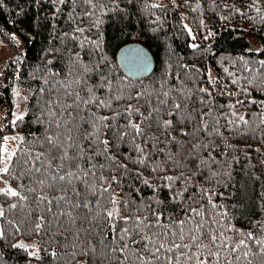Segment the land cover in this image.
Returning <instances> with one entry per match:
<instances>
[{"label": "snow or ice", "instance_id": "6c2138e0", "mask_svg": "<svg viewBox=\"0 0 264 264\" xmlns=\"http://www.w3.org/2000/svg\"><path fill=\"white\" fill-rule=\"evenodd\" d=\"M64 2L59 0L60 4ZM76 2L72 0L73 5ZM81 2L89 9L84 16L94 17L97 10L104 14L105 6L97 0ZM255 10L260 12L258 7ZM71 19L75 23V18ZM101 22L97 18L93 27ZM85 31L75 27L72 34H63L76 40L81 50L85 44L89 45L91 64L83 63L80 52L75 53L70 67L78 66L80 72L74 80L58 81L62 97L58 95L45 102L46 130L54 132L42 139L34 138L33 147L42 150L20 145L9 150L10 139L23 142V138H2L0 174L10 172L15 157L20 176H27L35 185L26 188L33 194L31 201L10 186L0 189V193L18 198L9 211L19 209L26 219L35 213L32 230L37 233L46 230L51 243L60 236L64 241L61 246L72 249L64 254L68 258L65 264L74 261L79 264L77 256L89 254L92 264H253L250 256L264 264V219L251 222L249 230L237 229L228 210L214 201L215 189L205 187L213 182L227 187L222 177H230L231 162L239 159L236 156L228 159L229 151L238 148L228 143L229 137L221 129L237 136L259 135L264 140V128L260 127L264 125V101L249 100V104L261 107L260 112L251 113L250 122L246 114L235 110V104L227 105L229 112L223 115L214 111L211 93L206 88L196 91L206 93L208 100L203 95L193 99V89L184 84L179 73L177 84L171 87L166 86L168 73L159 88L134 84L127 77L113 82L100 71V64L106 59L103 41L99 37L81 40L75 35ZM97 54L99 61L95 59ZM121 58L134 73L148 71L146 54L139 49L125 48ZM239 59L243 69L239 76L228 73L235 77L231 83L246 96L251 95L249 86L264 91V60ZM180 67L188 75V66ZM92 74L99 77L97 84L88 83ZM72 75L70 71L69 76ZM61 88L53 85L49 91L60 93ZM101 89L106 93L104 98L97 95ZM114 101L119 105L116 108ZM102 108L110 109L112 115H98ZM13 116V125L22 119L15 113ZM134 116L139 119H133ZM122 117L125 123L118 122ZM221 119L226 123L222 125ZM214 137L221 143L217 144ZM122 146L126 151L121 150ZM259 163L264 165V159ZM134 181L151 189L152 195L146 199ZM161 190L168 192L167 203L159 198ZM0 217H5L2 206ZM16 230L19 231V226ZM4 235V227L0 225V238ZM253 245L256 251L252 250ZM12 247L27 250L30 246L20 242ZM38 252L36 249L29 255L38 258ZM50 255L60 258L56 251Z\"/></svg>", "mask_w": 264, "mask_h": 264}, {"label": "trees", "instance_id": "16d2710c", "mask_svg": "<svg viewBox=\"0 0 264 264\" xmlns=\"http://www.w3.org/2000/svg\"><path fill=\"white\" fill-rule=\"evenodd\" d=\"M97 2L105 6L104 14L97 10L96 16L90 18L83 15L89 9L81 0H77L75 5L72 0H65L63 4H60L59 0H0L2 36L13 43L12 33L18 32L25 42L24 51L9 57L0 72V106L5 112V122L0 127V144L6 133L17 131L21 132L23 138V142L20 140L18 145L40 151L42 149L39 147H33L34 138L42 139L45 134H53L54 130H46L48 105L45 102L58 95L62 97L63 89L58 81L74 80L80 72L78 66L70 67L75 53L80 52L83 63L91 64L88 56L89 45L85 44L81 50L76 40L63 35L72 34L75 27L86 29L83 34H75L81 40L84 37L91 40L99 37L103 41L102 51L106 59L100 64V71L113 82L117 78L127 77L134 84L142 83L159 88L160 82L165 81V74L168 73L166 86L171 87L177 84L176 75L179 73L184 84L193 89V99L197 95H203V98L208 100L206 93L196 91L197 88H206L211 93V106L221 115L229 112V104H235V110L246 114V119L250 122L251 113L261 111L259 104H249V100L264 101V91L256 86H249L251 95L246 96L240 92L237 85L231 83L235 77L229 76L228 73H235L236 76L241 74L243 63L240 57L250 61L264 60V51H255L257 48L264 49V0ZM256 7L260 12L255 10ZM71 18H75V23ZM97 18L102 22L98 27H93ZM131 41L143 43L153 55L154 68L147 76L132 78L123 72L118 64V49ZM194 44L198 47L193 48ZM95 59L99 61L100 56L95 55ZM180 65L188 66V75H185L186 70ZM252 66L258 67L256 64ZM70 71L72 76H69ZM188 76L193 77L195 83ZM211 81H215V84ZM98 82L99 77L95 74H92L88 81L90 85ZM53 85L61 88V92H50L49 89ZM72 87L76 86L73 84ZM228 93L238 94L230 96ZM97 95L104 98L106 93L101 89ZM237 100H242L243 103L237 104ZM18 104H24L26 109L21 115L22 119L16 120L13 125L12 114ZM118 106L114 101L113 107ZM207 110L205 107L204 111ZM98 115L110 116L112 112L102 108ZM133 119L138 120L139 117L134 116ZM118 122L126 121L122 117ZM220 123L223 125L226 121L221 119ZM260 127L264 128V125ZM221 131L224 136L229 137L228 143L238 148L235 152L229 151L228 159L231 160L232 156L239 159L238 162H231L230 177H222L227 187L214 182L205 187L215 189L214 201L228 210L232 224L237 229L249 230L251 222L264 219V165L259 163L260 159H264L261 155L264 153V140L259 135L237 136L226 128ZM214 139L217 144L221 143L219 138ZM256 149L260 151L257 152ZM121 150L126 151V148L122 146ZM15 159L14 157L12 160L10 172L1 175L15 190L21 195H27L31 201L33 194L27 192L26 188L35 185L27 176H20ZM144 174L148 176L147 172ZM134 183L146 199L152 195L151 189L143 187L138 181ZM124 191H127V188ZM132 195L136 198L135 193ZM158 195L165 203L168 202L166 190H161ZM0 201L5 210V217H0V225H3L5 231L4 237L0 238V264H65L68 258L64 254L72 249L61 246L64 241L60 236L56 237L55 243H51L50 237L45 234L46 230L39 233L32 230L35 213L30 219H26L19 209L9 211V206L18 202L17 197L0 193ZM8 221L13 223L9 224ZM16 226H19V231ZM20 242H27L30 247L27 250L12 247ZM32 243L35 248L31 247ZM36 249H39L38 258L29 255V252ZM252 250H257L255 245ZM52 251L60 254V258L52 257ZM249 258L253 259V264H260L258 259L251 256ZM76 259L79 264H92L90 254L78 255Z\"/></svg>", "mask_w": 264, "mask_h": 264}, {"label": "rangeland", "instance_id": "374dc122", "mask_svg": "<svg viewBox=\"0 0 264 264\" xmlns=\"http://www.w3.org/2000/svg\"><path fill=\"white\" fill-rule=\"evenodd\" d=\"M12 40L14 44L10 42L9 40H7L6 38H4L0 32V72L2 71L9 57L16 55L18 52L24 51L25 42H24L23 37L20 34H18V32L12 33ZM25 109L26 107L24 106V104H18V105H15L13 113L21 116L25 113ZM13 119H15V117L12 114V120ZM4 122H5V112L0 106V127L4 124ZM5 136L19 138V137H22V134L21 132L15 131V132L6 133L4 137ZM19 141L20 139H10L7 142L9 150L15 149L17 145L19 144ZM2 167H3V164L0 163V168ZM7 186H10L12 189H14L9 184V182L0 174V189H4ZM0 206H2L1 201H0ZM24 243L28 245L27 242H24ZM32 245H34V243H32Z\"/></svg>", "mask_w": 264, "mask_h": 264}, {"label": "water", "instance_id": "95a60500", "mask_svg": "<svg viewBox=\"0 0 264 264\" xmlns=\"http://www.w3.org/2000/svg\"><path fill=\"white\" fill-rule=\"evenodd\" d=\"M125 48L139 49L142 51V53L146 54L147 61L149 64L147 72H143V73L135 72L134 73L133 71L129 70V67L125 65L124 60L121 58V53ZM117 61L122 71L132 78H141V77L147 76L153 71V68H154V58H153L151 51L143 43L138 42V41H131V42H128L122 45L118 49V52H117Z\"/></svg>", "mask_w": 264, "mask_h": 264}]
</instances>
